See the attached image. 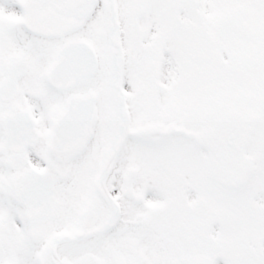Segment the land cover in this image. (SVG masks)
Returning <instances> with one entry per match:
<instances>
[{
    "label": "snow or ice",
    "instance_id": "1",
    "mask_svg": "<svg viewBox=\"0 0 264 264\" xmlns=\"http://www.w3.org/2000/svg\"><path fill=\"white\" fill-rule=\"evenodd\" d=\"M0 264H264V0H0Z\"/></svg>",
    "mask_w": 264,
    "mask_h": 264
}]
</instances>
